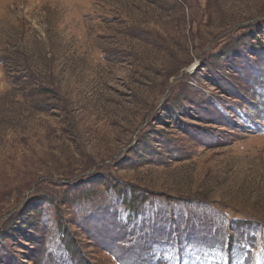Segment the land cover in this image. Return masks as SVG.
<instances>
[{
    "label": "rangeland",
    "instance_id": "1",
    "mask_svg": "<svg viewBox=\"0 0 264 264\" xmlns=\"http://www.w3.org/2000/svg\"><path fill=\"white\" fill-rule=\"evenodd\" d=\"M0 264H264V0H0Z\"/></svg>",
    "mask_w": 264,
    "mask_h": 264
}]
</instances>
